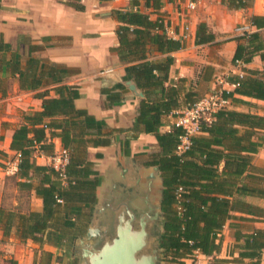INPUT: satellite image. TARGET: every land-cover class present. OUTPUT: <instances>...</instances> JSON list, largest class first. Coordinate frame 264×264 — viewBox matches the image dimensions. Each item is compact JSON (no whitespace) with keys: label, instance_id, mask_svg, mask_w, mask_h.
<instances>
[{"label":"crops","instance_id":"1","mask_svg":"<svg viewBox=\"0 0 264 264\" xmlns=\"http://www.w3.org/2000/svg\"><path fill=\"white\" fill-rule=\"evenodd\" d=\"M133 4L129 0H0V209L16 213L44 210L43 198L36 191L41 176L31 171L32 177L26 179L19 177L17 172L7 174L5 171L6 163L18 156L11 149L13 133L25 122V114L43 108L41 93L48 91L47 97H57L58 86H74L79 92L74 100L76 107L86 109L106 123L102 134L104 142L94 144L93 140H86L80 146V153L92 162V169L97 172L91 177L99 180L93 209L89 215L87 212L83 222L77 220V227L69 229L70 232L78 229L83 235L74 240L69 235L59 240L51 235L60 231L54 224L40 240L23 238L17 232V225L6 233V225L0 222V264L76 262L75 252L66 255L64 249L72 247L75 250L77 243L86 239L91 227H105L103 224H108L114 215L109 204L127 198L137 215L148 210L147 202L160 204L162 179L158 165L153 164L160 152L157 137L154 133L132 130L145 94L140 96L125 84L126 63L114 50L119 45L116 31L121 23L112 15V10L130 9ZM140 8L152 19L163 18L165 25L175 32V35L167 34L184 42L182 48L172 52L175 61L166 81L167 86L179 89L180 106L163 116L161 132L173 128L175 112L185 107L189 100L215 88L233 89L227 81L230 77L245 74L244 70H255L264 78V0H250L248 6L242 8H230L222 0H200L197 8L190 12L184 0H161L158 8L145 7L141 1ZM254 16L261 17L260 26L252 24ZM200 23H205L213 34L211 41L196 42ZM245 25L249 26L246 34L259 33L261 49L249 62L237 64L234 62L237 46L247 40L238 39L246 35L238 28ZM30 49L33 56L67 67L69 74L62 82L49 79L34 90L22 89L18 73H13L10 62L16 52L26 65ZM161 56L156 54L152 58ZM108 69L111 70L106 72ZM119 82L128 89L122 92V101L110 104L102 90ZM236 97L238 100H231L230 108L264 115V99L240 94ZM50 133L48 129L46 142L52 144V149L45 152L35 148L31 160L36 164L50 166L49 157L65 148L61 138L51 137ZM246 133L245 129L239 131L240 135ZM250 140L258 144L255 152L249 147L244 150L223 148L228 156L224 155L219 163L222 172L232 155H238L244 168L238 185L243 183L256 189L239 195L247 202V209L231 212L232 217L219 233L220 252L211 254V258H197L195 252L184 259V264H243L233 261L243 241L236 236L264 229V129L254 131ZM62 183L66 185L67 181ZM157 184L160 192L156 203L153 194ZM237 193L230 198L238 196ZM261 264H264V248Z\"/></svg>","mask_w":264,"mask_h":264},{"label":"trees","instance_id":"2","mask_svg":"<svg viewBox=\"0 0 264 264\" xmlns=\"http://www.w3.org/2000/svg\"><path fill=\"white\" fill-rule=\"evenodd\" d=\"M145 7L158 8L161 0H142ZM130 9H114L112 15L121 23L117 28L119 45L114 48L120 60L126 63L124 80L132 79L143 90L145 96L140 100L138 114L132 130L136 133H154L160 152L153 164L158 165L162 179L161 193L162 226L159 232L161 264H184V259L199 250L204 256L220 252L222 241L219 233L232 211H244L247 202L239 195L256 191L245 184L238 185L239 177L244 173L238 155H232L223 171L219 163L224 157V149L257 150L258 144L250 140V135L264 129V115L224 107L217 110L211 120L201 121V132L191 137L189 148L177 152V146L184 131L173 125L168 132H161L162 118L180 106V93L176 86H167L169 70L175 58L172 52L184 46V42L167 34L163 18L152 19L150 14L140 8L141 1H132ZM230 8L248 6L250 0H222ZM260 16L252 18V24L260 26ZM240 42L234 56V62H249L261 49L258 32H252L238 39ZM213 39L205 23L197 29V43H206ZM30 54L26 65L19 53L14 52L10 62L13 73H18L22 89L34 90L52 79L62 82L69 74L63 65L52 64ZM160 58H152L154 55ZM243 76L234 75L227 81L235 83L233 89H226L224 96L238 100L236 94L264 99V78L259 71L244 70ZM128 88L119 82L112 88H104L110 104L123 99L122 92ZM57 97H47L48 91L41 93V110L25 114V122L17 127L12 136L11 149L19 154V177L30 179L33 174L41 176L37 194L43 198L44 210L29 213H16L0 209V222L6 225L5 232L17 225V232L23 238L42 239L45 231L55 224L59 232L52 233L57 239L71 236L74 239L83 235L78 229L69 231L83 220L93 209L97 197L98 178L91 177L97 172L92 162L80 153V146L87 140L94 144L104 142L102 138L105 122L96 119L86 109L77 108L74 100L79 96L74 86L67 84L56 88ZM203 95L191 99L187 105L199 100ZM51 137L58 135L63 146L70 153L66 166L67 184L64 185L59 172L51 166L36 164L31 155L38 144L40 150L50 152L52 144L47 143V130ZM240 129L246 135H240ZM136 136V135H135ZM224 148V149H223ZM229 160V159H228ZM235 192L238 196L230 198ZM58 198L63 202H58ZM78 230V231H77ZM240 244L239 255L233 261L243 264H261L264 248V229L249 234L237 235ZM72 247L64 249L71 254ZM1 255V254H0ZM72 255V254H71ZM222 262H224L222 260ZM221 262V263H222ZM70 264H78L76 262Z\"/></svg>","mask_w":264,"mask_h":264},{"label":"water","instance_id":"3","mask_svg":"<svg viewBox=\"0 0 264 264\" xmlns=\"http://www.w3.org/2000/svg\"><path fill=\"white\" fill-rule=\"evenodd\" d=\"M125 84L144 95L134 80ZM147 203L148 210L139 215L127 198L109 204L112 220L103 228L91 227L86 239L77 243L74 252L81 257V264H160V236L154 233V225L161 217V204Z\"/></svg>","mask_w":264,"mask_h":264},{"label":"built area","instance_id":"4","mask_svg":"<svg viewBox=\"0 0 264 264\" xmlns=\"http://www.w3.org/2000/svg\"><path fill=\"white\" fill-rule=\"evenodd\" d=\"M129 1H142V0H129ZM185 7L187 12L193 11L197 8L200 0H184ZM166 32H170L172 35H175L173 30H170L167 25H165ZM242 34L249 32V26H240L238 28ZM237 64H243L242 60H237ZM111 69L105 70L109 72ZM244 73H240V76H243ZM231 84V83H230ZM234 87L235 83H232ZM226 88L219 87L214 90L204 94L196 102L189 104L182 109L178 110L176 113L175 126L181 127L184 131V134L181 136L180 142L177 146V152L180 154L186 151L191 144V137L195 134L201 132V121L211 120L212 115L219 109L230 106L231 100L224 96ZM35 147L39 150V145L36 144ZM14 161H9L6 163L5 171L7 174H15L19 168V154ZM70 153L68 149L63 148L59 152L51 155L49 157V165L59 172L61 178L66 181V166L69 163ZM59 202H62V199H57ZM197 258L204 256L199 250H196ZM211 258L212 255L206 256Z\"/></svg>","mask_w":264,"mask_h":264},{"label":"rangeland","instance_id":"5","mask_svg":"<svg viewBox=\"0 0 264 264\" xmlns=\"http://www.w3.org/2000/svg\"><path fill=\"white\" fill-rule=\"evenodd\" d=\"M158 186H159V184L156 185L155 193L153 194L156 203L158 202L156 198L159 196V192H160V189H159ZM161 223H162V219L160 217L159 220H157L156 221V224L154 225V233L155 234H158L160 232V230H161ZM73 251L74 250H71L70 252L72 253ZM160 257H161V253H160ZM80 260H81V257L78 256V264H80ZM160 264H161V262H160Z\"/></svg>","mask_w":264,"mask_h":264}]
</instances>
